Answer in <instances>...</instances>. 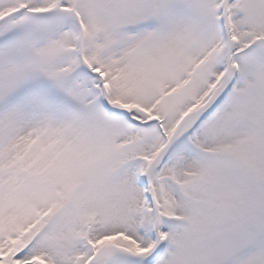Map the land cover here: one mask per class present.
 Segmentation results:
<instances>
[{
  "label": "snow or ice",
  "instance_id": "snow-or-ice-1",
  "mask_svg": "<svg viewBox=\"0 0 264 264\" xmlns=\"http://www.w3.org/2000/svg\"><path fill=\"white\" fill-rule=\"evenodd\" d=\"M0 264H264V0H0Z\"/></svg>",
  "mask_w": 264,
  "mask_h": 264
}]
</instances>
